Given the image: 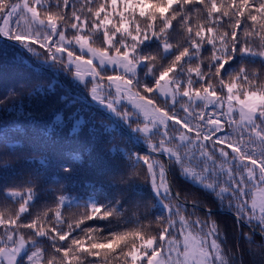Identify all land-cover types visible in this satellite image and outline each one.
<instances>
[{
  "label": "snow or ice",
  "instance_id": "1",
  "mask_svg": "<svg viewBox=\"0 0 264 264\" xmlns=\"http://www.w3.org/2000/svg\"><path fill=\"white\" fill-rule=\"evenodd\" d=\"M0 264H264V0H0Z\"/></svg>",
  "mask_w": 264,
  "mask_h": 264
},
{
  "label": "trees",
  "instance_id": "2",
  "mask_svg": "<svg viewBox=\"0 0 264 264\" xmlns=\"http://www.w3.org/2000/svg\"><path fill=\"white\" fill-rule=\"evenodd\" d=\"M63 159H65V160H69V159H71V157L64 156ZM78 166H79V165H78ZM79 167H82V168H83V167H85V166H79ZM88 178H90V177H88V175H87L86 172H81L80 174H78V175L75 177V179H76L77 181H82V180H84V179H88ZM78 187L82 189V188H83V184H82V183L79 184ZM79 211H83V209H75V208L67 209L65 214H66L67 216H72V215H74L75 213H77V212H79ZM227 224H228V226H229V228H230V227H231V219H230V218H228V220H227Z\"/></svg>",
  "mask_w": 264,
  "mask_h": 264
}]
</instances>
